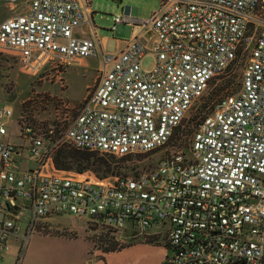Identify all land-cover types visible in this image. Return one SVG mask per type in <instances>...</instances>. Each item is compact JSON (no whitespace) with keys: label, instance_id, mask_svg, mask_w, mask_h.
Listing matches in <instances>:
<instances>
[{"label":"built area","instance_id":"1","mask_svg":"<svg viewBox=\"0 0 264 264\" xmlns=\"http://www.w3.org/2000/svg\"><path fill=\"white\" fill-rule=\"evenodd\" d=\"M146 20L112 16L140 26L115 55L101 53L97 82L61 140L54 129L20 128L33 164L0 141V262L17 245L13 264L37 220L70 215L109 232L156 230L168 254L163 264H264V0H158ZM24 10L0 23V51L38 75L97 58L99 44L87 0H0ZM94 35L85 36V31ZM141 34L145 39H141ZM247 53V55H246ZM153 57L150 70L142 60ZM245 59L238 92L214 104L183 151L170 147L175 130L211 82ZM9 107L0 108V139ZM62 142L118 159L164 152L155 167L98 180L57 171ZM27 202L31 223L19 235Z\"/></svg>","mask_w":264,"mask_h":264},{"label":"rangeland","instance_id":"2","mask_svg":"<svg viewBox=\"0 0 264 264\" xmlns=\"http://www.w3.org/2000/svg\"><path fill=\"white\" fill-rule=\"evenodd\" d=\"M87 2L90 3L93 12L91 23L95 28L100 48L97 58L84 60L86 66L78 63L60 71L46 69L32 76L21 71L18 59L13 53L0 51V108L9 107L13 112V117L7 121L8 135L6 139L0 141L24 147L21 150L23 164H13L14 169L24 170L33 166L26 150L29 142L22 138L19 128L31 125L36 130L44 132L54 129L51 123L56 122L58 133L54 134L53 139L61 140L79 106L98 81L97 78L103 69L101 53L105 56L117 54L125 42L140 33V26L133 27L130 24L118 25L116 30L111 32L112 16L146 21L160 8L158 0H87ZM23 10L20 3L15 5L0 3V23ZM91 36L95 38L93 34ZM140 38L143 40L146 37L141 34ZM245 59L246 56L235 62L222 79L211 82L203 99L196 102L186 114L181 129L175 133L169 144L170 147L175 146L180 151L188 148L192 133L202 117L208 113V108L215 101L238 92ZM152 65L153 57L146 56L142 60L144 70H150ZM228 78L233 79L232 85L220 91ZM212 93H218V96L208 102L207 107L203 109L204 101H207ZM60 147L71 148L62 141ZM163 155L164 152L160 151L127 159L114 158L113 162L122 167V174H132L136 169L146 171L155 167ZM64 173L71 177L88 176L101 180L91 172L82 175ZM1 202L3 201L0 199ZM18 202L22 205L18 221L19 235L22 237L32 217L27 202L23 200ZM143 237L144 235L132 231L109 232L99 229L91 225L87 218L70 215L51 216L35 222L24 247L21 264H161V252L165 247L162 237L156 239L144 237L146 241ZM130 243L133 244L122 250L108 252ZM17 245L12 246L0 264H13L18 251Z\"/></svg>","mask_w":264,"mask_h":264},{"label":"trees","instance_id":"3","mask_svg":"<svg viewBox=\"0 0 264 264\" xmlns=\"http://www.w3.org/2000/svg\"><path fill=\"white\" fill-rule=\"evenodd\" d=\"M231 67L227 70L226 73H228L230 71ZM222 78H223V76L218 77L213 81H216V80H219ZM232 82H233V79L228 78L227 80L224 81L223 87H221V89H219V90L222 91V90H224L225 87H230L232 85ZM217 96H218V93H212L211 95H209V97L207 98V101H204L202 108L203 109L206 108L208 102H210L211 100H213ZM219 100H217V101H219ZM217 101H215L211 105V107L208 108V113L205 114L202 118H204L206 115L211 113L213 106H214V104H216ZM28 119H29V117H28ZM181 124L175 130V133L181 129ZM51 125L54 128V134L55 133L57 134L58 133V130H57L58 125L56 124V122L51 123ZM19 131H20V128H19ZM175 133H174V135H175ZM20 134H21V131H20ZM174 135H173V137H174ZM114 158L115 157H113L111 155H101L98 153L79 151V150H76L72 147L68 148V149L65 147H60V148H58V150L56 151V153L53 157V165H54V168L56 170L61 171V172H73V173H77L80 175H82L86 172H91V173L95 174L96 177H98L99 179H105L108 177L119 176V175H122V173H123L122 167L119 166L117 163L113 162ZM123 159H127V158H123ZM145 238H148V237H145ZM145 238L143 237V240L146 241ZM132 244L133 243H130L127 246L119 248L118 250H112V251H108V252L119 251V250H122L126 247L131 246Z\"/></svg>","mask_w":264,"mask_h":264},{"label":"crops","instance_id":"4","mask_svg":"<svg viewBox=\"0 0 264 264\" xmlns=\"http://www.w3.org/2000/svg\"><path fill=\"white\" fill-rule=\"evenodd\" d=\"M8 19V18H7ZM6 20V19H5ZM4 21V20H3ZM85 31V36H91L92 35V33H90V32H88V31H86V30H84ZM124 45H125V43L122 45V47H121V49L124 47ZM120 49V50H121ZM84 60L85 59H83V60H81L80 62H79V64H81L82 66H84L85 65V63H84ZM76 64H78V63H76ZM86 66V65H85ZM2 139H6V137H3ZM18 147V146H17ZM19 147H21V146H19ZM22 150V149H21ZM22 152V151H21ZM16 160L18 161L16 164H23V160H20V159H18V158H16ZM32 167H27L26 169H24V170H30ZM20 170V169H19ZM20 171H22V170H20ZM153 234H154V232L153 233H151L150 231L149 232H147L145 235H144V237H148V238H152V236H153ZM167 254H168V250L166 249V247H164V250L161 252V255H162V261H161V264H163V261H164V259L166 258V256H167Z\"/></svg>","mask_w":264,"mask_h":264},{"label":"water","instance_id":"5","mask_svg":"<svg viewBox=\"0 0 264 264\" xmlns=\"http://www.w3.org/2000/svg\"><path fill=\"white\" fill-rule=\"evenodd\" d=\"M117 1H119V0H117Z\"/></svg>","mask_w":264,"mask_h":264}]
</instances>
